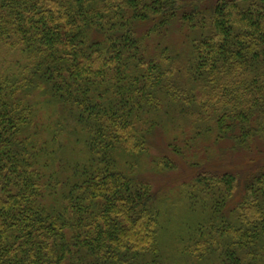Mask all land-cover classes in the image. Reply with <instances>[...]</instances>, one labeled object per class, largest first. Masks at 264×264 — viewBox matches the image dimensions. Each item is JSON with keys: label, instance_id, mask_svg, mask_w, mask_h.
<instances>
[{"label": "trees", "instance_id": "obj_1", "mask_svg": "<svg viewBox=\"0 0 264 264\" xmlns=\"http://www.w3.org/2000/svg\"><path fill=\"white\" fill-rule=\"evenodd\" d=\"M0 50V264H264V169L211 163L264 152V0H0Z\"/></svg>", "mask_w": 264, "mask_h": 264}, {"label": "rangeland", "instance_id": "obj_2", "mask_svg": "<svg viewBox=\"0 0 264 264\" xmlns=\"http://www.w3.org/2000/svg\"><path fill=\"white\" fill-rule=\"evenodd\" d=\"M170 42H174L175 44L181 45V38L179 35H172L169 37ZM177 47V46H176ZM1 53L5 54V50H0ZM20 59V57L18 56ZM222 147H224L223 150L218 151V153H212L213 157H215L213 160H211V163L218 168H236V167H243L247 168V166H257L261 165V167L254 170V172H258L260 170L264 169V152L254 153L253 151H230L226 149L225 147L229 146V142L227 140L223 141L220 144ZM261 148V147H259ZM212 149L208 150V153L211 152ZM208 153H203L204 156H207ZM254 153V154H253ZM258 154V155H257ZM212 157V156H211ZM179 162V169L160 174L158 172H152L150 176L154 177L155 183L157 184L155 187L159 189V191L162 192L163 196L166 194H169L172 198H168L167 200H163L161 206L170 209V217L173 219H177L176 223H174V220L171 222L169 226L172 224V228L169 229L170 233L173 235V233L177 232V226L176 224L180 223V221L183 219L180 216L184 212V209H182L177 199V189L175 187L181 186L183 184V181L188 180L190 178L191 171L187 166V162L183 161L181 158H178ZM263 164V165H262ZM134 172L137 173H143V174H149L147 172V167L144 164L137 163L133 166L132 169ZM173 189V190H172ZM176 201V202H175Z\"/></svg>", "mask_w": 264, "mask_h": 264}]
</instances>
